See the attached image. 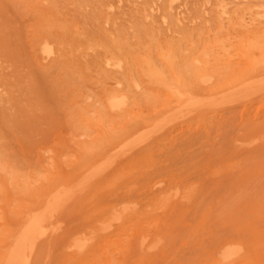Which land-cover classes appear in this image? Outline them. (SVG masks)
<instances>
[{
  "label": "rangeland",
  "instance_id": "obj_1",
  "mask_svg": "<svg viewBox=\"0 0 264 264\" xmlns=\"http://www.w3.org/2000/svg\"><path fill=\"white\" fill-rule=\"evenodd\" d=\"M39 1L0 0V251L9 244L1 237L18 210L33 204L55 180L64 177L58 183L67 185L77 176L74 180L79 184L88 169L99 167L97 178L103 175L96 180V196L85 199L68 217L71 226L96 213L117 217L110 229L100 230L102 247L95 253L96 261L88 264H264V92L243 99L218 90L216 94L217 88L221 90L235 78L264 69V0H105L107 5L103 0ZM56 18L60 20L54 22ZM47 24L48 28L43 27ZM123 36L127 42L117 39ZM45 41L55 45L56 53L45 56L40 51ZM149 48L151 65L146 54ZM109 50H118L114 54L121 55L124 67L105 62ZM89 60L93 63L88 64ZM153 64L154 69L161 67L162 80L150 73L154 76L150 84L147 74ZM128 72L131 80L136 77L135 82L127 78ZM200 73L211 76L210 81L204 83ZM164 75L171 85L184 80L179 87L193 86L201 95L209 93L210 99L215 91L220 102L213 98L214 105L210 102L193 109L184 103L185 107H179L173 88L164 82L163 89L160 83ZM155 77L160 79L158 84ZM109 92L127 93V100L132 101L113 108L107 100ZM135 117L143 119L138 122ZM151 117L159 120L149 123ZM145 129L150 130L149 136ZM106 136L113 137L114 143ZM127 139L136 140L128 145ZM106 157L113 165L106 166L111 163ZM63 221L58 222L59 230L51 225L56 235L51 232L43 241L48 242L39 244L33 264L65 263L54 252H60L54 239L65 231ZM226 241L232 242L230 249L239 247L227 261L218 251Z\"/></svg>",
  "mask_w": 264,
  "mask_h": 264
},
{
  "label": "bare ground",
  "instance_id": "obj_2",
  "mask_svg": "<svg viewBox=\"0 0 264 264\" xmlns=\"http://www.w3.org/2000/svg\"><path fill=\"white\" fill-rule=\"evenodd\" d=\"M39 1V0H38ZM53 1V0H52ZM101 1V0H100ZM99 1V2H100ZM104 2H106L105 0H103ZM102 1V2H103ZM108 1V0H107ZM159 1V0H158ZM162 1V0H161ZM54 2V1H53ZM74 3L76 2V1H73ZM91 1H89V3H90ZM39 3H40V1H39ZM56 3V2H55ZM54 3V4H55ZM53 4V5H54ZM86 4H88L87 2H86ZM92 4V3H91ZM94 4H96V1H95V3ZM99 4H101V2L99 3ZM105 4V3H104ZM109 4H111V3H108V6H110ZM55 5H57V4H55ZM54 5V6H55ZM90 5V4H89ZM106 5H107V2H106ZM5 6V5H4ZM86 6H88V5H86ZM92 6H94V5H92ZM98 6V5H97ZM97 6H95V7H97ZM100 6V5H99ZM102 6L103 5H101V9H102ZM53 7V6H52ZM89 7V6H88ZM94 7V8H95ZM87 8V7H86ZM92 8V7H91ZM93 8V9H94ZM103 8H104V6H103ZM108 8V7H107ZM106 8V9H107ZM97 9H99L98 7H97ZM105 8L103 9V10H106ZM226 9V8H225ZM91 11H92V9H90ZM96 10V9H95ZM103 10H100V13H101V11H103ZM108 10V9H107ZM50 12H51V10H50ZM53 12L54 11H52V16L53 15H55V14H53ZM96 12H98V11H96ZM105 12V11H104ZM107 12V11H106ZM145 13H147V11H144ZM94 13H95V11H94ZM99 13V12H98ZM109 13V12H108ZM260 13H262V12H260ZM48 14H49V12H48ZM259 14V13H258ZM263 14V13H262ZM50 15V14H49ZM92 15H94V14H92ZM98 15V14H97ZM105 15V18H106V14H104ZM264 15V14H263ZM25 16V15H24ZM51 16V17H52ZM54 17V16H53ZM93 17V16H92ZM99 17H101V16H99ZM146 17V16H145ZM144 17V18H145ZM46 18V17H45ZM104 18V17H103ZM50 19L51 18H49V19H45L46 21L47 20H49L50 21ZM53 19V18H52ZM57 19L58 18H56V20H54V22H58L60 19H58V21H57ZM94 19H95V17H94ZM113 19V18H112ZM102 20H105V19H102ZM101 20V21H102ZM114 20V19H113ZM113 20H112V22H113ZM52 21V20H51ZM97 21V20H96ZM106 21V20H105ZM48 22V21H47ZM46 22V23H47ZM53 22V23H54ZM61 22V21H60ZM107 22H108V20H107ZM116 22V21H115ZM50 23V22H49ZM52 23V22H51ZM99 23H100V20H99ZM143 24V23H142ZM141 24V25H142ZM53 25V24H52ZM134 25V24H133ZM48 26V24L46 25V26H43V27H47ZM51 26V25H50ZM134 27V26H133ZM48 28V27H47ZM118 28V29H117ZM121 28V27H120ZM119 27H116V29L118 30L117 32H121V31H119V29H120ZM145 28H147L146 26H145ZM50 29H51V27H50ZM60 29V28H59ZM114 29V28H113ZM123 29V28H122ZM134 29V28H133ZM141 29V28H140ZM148 30V29H147ZM150 30H152V29H150ZM149 30V31H150ZM78 31V30H77ZM77 31H75V32H73L74 34L77 32ZM123 31V30H122ZM135 31V30H134ZM154 31V30H153ZM41 32V31H40ZM86 32H88L87 34H89V31H87L86 30ZM108 32H110V31H108ZM78 33V32H77ZM76 33V34H77ZM104 33H107V32H104ZM115 33V32H114ZM113 33V34H114ZM79 34V33H78ZM109 33H107V35H108ZM120 34V33H119ZM121 34H123L122 32H121ZM120 34V35H121ZM135 34V33H134ZM80 35V34H79ZM84 35V34H83ZM86 35V34H85ZM84 35V36H85ZM90 35V34H89ZM88 35V36H89ZM135 35H137V33L135 34ZM109 36V35H108ZM122 36V35H121ZM75 37V36H74ZM86 37H87V35H86ZM113 37V36H112ZM111 37V38H112ZM120 37V36H119ZM119 37L117 38L118 40H121V39H123L124 38V36L122 37V38H120L119 39ZM125 37H127V35H125ZM260 37V36H259ZM259 37H258V39H259ZM41 38H43V37H41ZM57 38V37H56ZM60 38H62V36L60 37ZM88 39H90L89 37H87ZM87 38H84V39H86L87 40ZM109 38V37H108ZM107 38V39H108ZM110 38V39H111ZM114 38V37H113ZM115 38H116V36H115ZM76 39V38H75ZM78 39H79V37H78ZM110 39L108 40V41H110ZM62 40V39H61ZM79 40H82V39H79ZM79 40H77V41H79ZM86 40H84L85 42L83 43V44H85L87 41ZM113 39H111V41H112ZM124 40H126L125 38H124ZM58 41V40H57ZM56 41V42H57ZM76 41V42H77ZM89 41V40H88ZM91 41V40H90ZM115 41H117V40H114V43H115ZM122 41V40H121ZM120 41V42H121ZM56 42H54V43H56ZM92 42H94V41H92ZM96 42V41H95ZM101 42V41H100ZM120 42L119 41H117L116 43H118V44H120ZM126 42H127V40H126ZM252 42V41H251ZM44 44H43V46H42V50H41V48H40V51H43V53L45 54V56H51L56 50H55V48H54V46L52 45V43L51 42H49V41H45V42H43ZM58 43H59V45H60V42L58 41ZM62 43V42H61ZM66 43V42H65ZM78 43H80V45H81V42H78ZM91 43V42H90ZM89 42H88V44H90ZM108 42H106V44H107ZM112 43V42H111ZM110 43V44H111ZM125 43V42H124ZM255 43V42H254ZM253 43V44H254ZM259 43V42H258ZM63 44V43H62ZM61 44V48L59 49V50H61L62 49V46L64 45H62ZM70 44V45H69ZM82 44V45H83ZM87 44V43H86ZM129 44V43H128ZM170 44V43H169ZM260 44V43H259ZM263 44V43H262ZM65 45H68V46H72L71 45V43H67V44H65ZM77 44H75V46H76ZM79 45V44H78ZM102 45V44H101ZM101 45H99V43H98V46H101ZM107 45H109V44H107ZM117 45V44H116ZM131 45V44H130ZM173 45V44H172ZM74 46V47H75ZM85 46V45H84ZM91 46L93 47L94 45L93 44H91ZM95 46H96V44H95ZM95 46H94V48H95ZM105 47H107L106 45H104ZM104 46H102V48L104 47ZM111 46V45H110ZM110 46L107 48V49H110ZM133 46V45H132ZM166 46V45H165ZM251 46H252V44H251ZM41 47V46H40ZM66 47V46H65ZM64 47V48H65ZM83 47V46H82ZM82 47L80 46V48L82 49ZM90 47V46H89ZM97 47V46H96ZM119 47V46H118ZM117 47V48H118ZM128 47H129V45H128ZM171 47H174V46H171ZM254 47H256V46H254ZM57 48V47H56ZM63 48V49H64ZM69 48V47H68ZM84 48V47H83ZM101 48V47H100ZM114 48H116V47H114ZM113 48V49H114ZM245 48V47H244ZM248 48H249V46H248ZM253 48V47H252ZM77 49V48H76ZM89 49H91V48H89ZM88 49V50H89ZM104 49V48H103ZM107 49H105V51L107 50ZM112 49V48H111ZM119 50H121L120 48H118ZM172 49H174V48H172ZM171 49V50H172ZM263 50H264V48H262ZM58 50V49H57ZM72 50H74V48L72 49ZM92 50V49H91ZM94 51L96 50V49H93ZM116 50V49H115ZM114 50V51H115ZM131 50V49H130ZM147 50H150V48L149 49H147ZM206 50V49H205ZM249 50V49H248ZM252 50V49H251ZM70 51V50H69ZM76 51V50H75ZM78 51V50H77ZM104 51V52H105ZM112 50H109L107 53H105L104 55H106L105 57H106V61L105 62H108L109 64H112V65H114V66H122L123 65V62H122V60L120 59V57L119 56H121L120 54H119V58L116 56V55H118V54H116L117 52H118V50H117V52L115 53V52H111ZM123 51V50H122ZM132 51V50H131ZM60 52V51H59ZM86 52V51H85ZM145 52V51H144ZM148 53L149 52H151V54H148V53H146L147 54V60H148V58H150V57H148V55L150 56V55H152V53H153V51L152 50H150V51H147ZM175 52V51H174ZM207 52V54H208V51H205V53ZM260 52H261V49H260ZM56 53V52H55ZM116 55H115V54ZM124 54H125V51L123 52ZM131 53V52H130ZM133 53V52H132ZM131 53V54H132ZM135 53V52H134ZM137 53V52H136ZM202 53H204V51L202 52ZM204 53V54H205ZM262 53V52H261ZM261 53H260V55H261ZM264 53V52H263ZM262 53V54H263ZM82 54V53H81ZM143 54V53H142ZM141 53H140V55H142ZM174 54V53H173ZM136 55V54H135ZM134 55V56H135ZM163 55V54H162ZM210 55V54H209ZM39 56V55H38ZM144 56V55H143ZM174 56V55H173ZM203 56H205V55H203ZM245 56V55H244ZM105 57H102V58H105ZM126 57V56H125ZM129 56H127V58H128ZM138 57H141V56H138ZM145 57V56H144ZM177 57V56H176ZM207 57V56H206ZM251 58H254L253 57V55H251L250 56ZM259 57V56H258ZM261 57H264V54H263V56H261ZM93 58V57H92ZM99 58H101V57H99ZM137 58V57H136ZM135 58V59H136ZM146 58V57H145ZM152 58V57H151ZM154 58V57H153ZM153 58L151 59V60H153ZM167 58V56L166 57H164V59H166ZM180 58V57H179ZM194 58H197V57H194ZM260 58V57H259ZM141 59V61L143 60L142 59V57L140 58ZM154 59H156V58H154ZM167 59H169V57L167 58ZM181 59V58H180ZM204 59H206V58H204ZM91 60V59H90ZM89 60V62H87L88 64H90L92 61H90ZM101 60V59H100ZM127 60H129V58L127 59ZM138 61H139V59H137ZM137 60H136V62H137ZM145 60V59H144ZM144 60H143V62H144ZM175 61H176V59H174ZM179 60V59H178ZM195 60V59H194ZM203 60V59H202ZM207 60H208V58H207ZM210 60V59H209ZM250 60V59H249ZM254 60V62H256L255 61V58L253 59ZM253 60H251V62L253 61ZM261 60V59H260ZM259 60V61H260ZM88 61V60H87ZM135 61V60H134ZM150 60H148V62H149ZM164 61V60H163ZM165 61H170V60H165ZM181 61V60H180ZM179 61V63H181ZM199 61V60H198ZM264 61V60H263ZM97 62V61H96ZM104 62V61H103ZM135 62V63H136ZM140 62V61H139ZM138 62V63H139ZM143 62H140L141 63V65H142V63ZM147 62V63H148ZM158 62V61H157ZM172 64H173V66H174V62H173V59H172ZM178 62V61H177ZM197 62V61H196ZM199 62H202V61H199ZM250 62V61H249ZM250 62V63H251ZM261 62H262V60H261ZM261 62H258V63H256V64H258V65H260V63ZM93 63V62H92ZM98 63H100V62H98ZM128 63V61H126V64ZM130 63V62H129ZM150 63V62H149ZM192 63V62H191ZM190 63V64H191ZM204 63V62H203ZM264 62H262V64H263ZM97 64V63H96ZM101 64H103L102 62H101ZM132 65H130V69L132 68V66L133 67H135V65H133L134 63L132 62L131 63ZM137 64V63H136ZM144 64H146V63H144ZM143 64V65H144ZM152 64V62L150 63V65ZM167 64H168V62H167ZM170 64V63H169ZM187 64H189V63H187ZM197 64H198V62H197ZM207 65H208V61H207V63H206ZM209 64H210V62H209ZM256 64L254 63V65L256 66ZM85 65H86V63H85ZM95 65V64H94ZM93 65V66H94ZM100 65V64H99ZM98 65V66H99ZM107 65V64H106ZM138 66H139V64H137ZM136 65V66H137ZM141 65H140V67H138L139 69L140 68H143V67H141ZM147 66H148V64H146ZM149 65V72H148V78L150 77L149 76V74L151 73V74H153V75H157V76H159L160 77V75L162 74L161 72H159V70H158V67H160V66H156L157 67V69L155 68L154 69V67H155V65L152 67V66H150ZM158 65H159V63H158ZM161 65V64H160ZM176 65V64H175ZM196 65V64H195ZM90 65H88V66H86V67H89ZM97 66V65H96ZM97 66V67H98ZM102 66V65H101ZM111 66V65H110ZM126 66V65H125ZM171 66V65H170ZM169 66V67H170ZM190 65H188L187 67H189ZM194 66V65H193ZM231 66V65H230ZM85 67V68H86ZM91 67V66H90ZM89 67V68H90ZM95 67V66H94ZM103 67V66H102ZM122 67H124V66H122ZM126 67H128V66H126ZM125 67V68H126ZM163 67V66H162ZM175 67V66H174ZM173 67V68H174ZM196 67H197V65H196ZM199 67V66H198ZM252 67V66H251ZM264 67V66H263ZM96 68V67H95ZM104 69V68H101V67H98V69ZM161 68V67H160ZM190 68V67H189ZM193 68V67H192ZM105 69H107V67L105 66ZM123 69V68H122ZM129 68H127V70H130ZM134 68H132V70H133ZM136 69V68H135ZM144 69V68H143ZM143 69H141V70H143ZM181 69V68H180ZM253 69V68H252ZM257 69H258V67H257ZM90 70H91V68H90ZM93 70H94V68H93ZM96 70V69H95ZM100 70V71H101ZM108 70V69H107ZM132 70L131 71H129V72H132ZM137 70V69H136ZM146 70V69H145ZM145 70H143V72L145 71ZM163 70V69H162ZM171 70V69H170ZM175 70H176V68H175ZM174 70V71H175ZM256 70V69H255ZM15 71V70H14ZM109 71V70H108ZM161 71V70H160ZM165 71V70H164ZM253 71V70H252ZM97 72V71H96ZM99 72V71H98ZM97 72V73H98ZM103 72H104V70H103ZM110 72V71H109ZM129 72L127 73V78L129 77ZM137 72V71H136ZM146 72V71H145ZM163 72V71H162ZM105 73V72H104ZM106 73H107V71H106ZM111 73V72H110ZM110 73H108L109 74V77H110ZM164 73V72H163ZM165 73H166V71H165ZM164 73V74H165ZM173 73V75H174V72H172ZM247 73H251V71H248ZM256 74H251L250 76L249 75H247V76H243L242 77V75H241V77L242 78H240V79H238V78H235V80L234 81H231V83L229 82V84H227V85H225L223 88H221V90H219L220 88H217L216 86H215V88H217L216 89V94H217V92L219 91V92H225L224 94H227V95H230L232 98H241V99H243L242 97H246V96H248L249 97V95H253V94H257V93H261V92H264V69H262V68H260L259 69V71H258V73L257 72H255ZM103 74V73H102ZM112 74V73H111ZM133 74H134V70H133ZM143 74H145V73H143ZM201 74V73H200ZM199 74V75H200ZM101 75V74H100ZM105 75L106 76H108L107 74H103V76L105 77ZM131 75V74H130ZM141 75V74H140ZM147 75H145L146 76V78H147ZM152 75V77L154 78V76ZM167 75V74H166ZM177 75V74H176ZM175 75V76H176ZM209 75H211V74H209ZM135 76V75H134ZM174 76V77H175ZM178 76H180V75H178ZM100 77V76H99ZM101 77H102V75H101ZM103 77V78H104ZM139 77V76H138ZM152 77H150L149 79H150V81H149V79L148 80H146V82L147 81H149L148 83H150V82H152ZM161 77H162V75H161ZM161 77H160V79H161ZM163 77H165V75L163 76ZM200 77H202V79H203V82L204 83H207V81L209 80L210 81V79H211V76H205V75H200ZM236 77H238V76H236ZM103 78H101V79H103ZM106 78V77H105ZM119 79H120V77H118ZM122 78V77H121ZM130 78H133V76H130ZM130 78H128V79H130ZM135 78V81H136V77H134ZM141 78H143V77H141ZM156 78V82H157V84H158V82L159 81H157V80H160V79H157L158 77H155ZM213 78V77H212ZM107 79V78H106ZM165 79V80H164ZM168 79H169V77H168ZM236 79H238V80H236ZM131 80V79H130ZM133 81H134V79H132ZM131 80V81H132ZM162 80V79H161ZM169 80H171V79H169ZM213 80V79H212ZM110 81V80H109ZM134 81V82H135ZM137 81H141L140 80V78L137 80ZM172 81V80H171ZM179 81H180V78H179ZM184 81V80H183ZM183 81L180 83V84H182L183 83ZM206 81V82H205ZM124 82V81H123ZM122 82V83H123ZM127 82V81H126ZM145 82V83H146ZM165 82V84H167L168 86H170L171 88H173V91H174V94H177L178 95V97H179V100H178V103H179V101H180V103H181V105H178V103L177 102H175L179 107H182V106H184L185 107V105H184V103L187 105V107L188 106H190V107H194V108H198L199 106H201V105H204V104H206V103H210V102H212V99L213 98H215L214 97V95L213 94H215V91H212L213 92V94H212V96H210V97H212L211 99L209 98V96H208V94L209 93H207L206 92V95L207 96H204V94H202L201 95V93H199L197 90H195L194 88H193V86L192 87H189V86H187V85H184L183 86V88L180 86H178L179 85V83L177 84V82H176V85L174 86V85H171L170 83L171 82H167L166 81V77L165 78H163V81L162 82H160V83H162V87H163V83ZM212 82V81H211ZM125 83V82H124ZM138 83V82H137ZM140 83V82H139ZM138 83V84H139ZM143 83H144V81H143ZM159 83V84H160ZM186 83H187V81H186ZM29 84V83H28ZM131 84V83H130ZM151 84V83H150ZM152 84H155V80H154V83H152ZM173 84H175V82L173 81ZM126 85H128V82H127V84L125 83V86ZM135 85V84H134ZM156 85V84H155ZM203 85V84H202ZM140 86H142V84L140 83ZM140 86L138 87V85L136 84L135 85V87L137 88H140ZM152 86V85H151ZM201 86V85H200ZM205 86V85H204ZM115 87V86H114ZM116 87H118V86H116ZM115 87V88H116ZM122 87V86H121ZM121 87H119V88H121ZM128 88H129V86H127ZM160 87V86H159ZM212 87H213V85H212ZM221 87V86H220ZM106 88V87H105ZM109 88V87H108ZM112 88V87H111ZM161 88V87H160ZM165 87H163V89H164ZM210 88V87H209ZM208 88V89H209ZM110 89V88H109ZM106 90V89H105ZM105 90H104V92H105ZM128 90V89H127ZM130 90V89H129ZM133 90V89H132ZM135 90V89H134ZM218 90V91H217ZM124 91H126V90H124ZM170 91V90H169ZM13 92H15V91H13ZM127 92V91H126ZM128 92H130V91H128ZM165 92H167V91H165ZM120 93V92H119ZM121 93H123V90L121 89ZM170 93H171V91H170ZM169 93V94H170ZM204 93V92H203ZM108 95L110 94V92L109 93H107ZM106 94V95H107ZM127 94V93H126ZM125 94V95H126ZM129 94V93H128ZM133 94V93H132ZM224 94H220L219 96H221V95H223V99H222V101L224 100ZM108 95L106 96V98L108 97ZM125 95H119V94H110V96H109V98L107 99L109 102L108 103H110V105L111 106H113V108L115 107H118L119 108V106L121 107V106H123L124 104L126 105V102L128 101L127 100V98H126V96ZM176 95V96H177ZM210 95H211V92H210ZM129 96H132V95H129ZM229 96V97H230ZM259 97V95H254V97ZM261 96V95H260ZM134 97V96H133ZM209 98V99H207V98ZM227 97V96H226ZM229 97H227V98H229ZM257 97V98H258ZM262 97V96H261ZM39 98V97H38ZM105 97H103V99H104ZM105 98V99H106ZM129 98V101L131 100L130 99V97H128ZM221 97H219V99H220ZM226 98V99H227ZM104 99V100H105ZM133 100H134V98H133ZM174 100V99H173ZM221 100V99H220ZM229 100H231V98L229 99ZM236 100V99H235ZM246 100V98L244 99V101ZM128 101V103H130ZM132 101V100H131ZM170 101H171V99H170ZM175 101V100H174ZM213 101H217V102H220V101H218V99H216L215 98V100L213 99ZM242 101V100H241ZM173 102V101H172ZM217 102H215V103H217ZM224 102V101H223ZM236 102V101H235ZM105 103H106V101H105ZM128 103H127V105H128ZM174 103V104H175ZM214 102H212V104H213ZM222 103V102H221ZM107 104V103H106ZM165 105H166V103H164ZM173 104V105H174ZM175 104V105H176ZM183 104V105H182ZM131 105V104H130ZM176 105V106H177ZM214 105V104H213ZM110 106V107H111ZM172 106V105H171ZM171 106H169V108L171 107ZM175 106V107H176ZM204 106H208L207 104L206 105H204ZM168 107V106H167ZM166 107V108H167ZM186 107V108H187ZM192 107V108H193ZM109 108V107H108ZM112 108V109H113ZM122 108V107H121ZM126 108V107H125ZM172 108V107H171ZM170 108V109H171ZM183 108V107H182ZM193 108V109H194ZM127 109H128V107H127ZM156 109V108H155ZM164 109V108H163ZM175 109H177V108H175ZM191 109V108H190ZM190 109H187V111L188 110H190ZM195 109V110H196ZM99 110V109H98ZM100 110H102V109H100ZM99 110V111H100ZM123 110V109H122ZM161 110V109H160ZM167 109H165L164 111H166ZM173 110H174V108H173ZM172 110V111H173ZM177 110H180V109H177ZM155 111V110H154ZM156 111H158V110H156ZM163 111V112H164ZM168 111H170V110H168ZM186 111V112H187ZM190 111H192V109L190 110ZM161 112H162V110H161ZM174 112H176V111H174ZM181 112V113H180ZM179 113L180 114H182V113H184V111H180ZM100 113H102L103 114V112H100ZM158 114H161L160 113V111H158L157 112ZM165 113V112H164ZM172 113V112H171ZM157 114V115H158ZM163 114V113H162ZM185 114V113H184ZM179 115V114H178ZM183 115V114H182ZM150 116H152V115H150ZM155 116V115H154ZM160 116H164V114L163 115H160ZM170 116V115H169ZM177 115H175V117H176ZM186 116V115H185ZM157 117V116H156ZM159 117V116H158ZM157 117V118H158ZM166 117V116H165ZM168 117V116H167ZM179 117V116H178ZM141 118V117H140ZM154 118V117H153ZM153 118L151 117L150 119L149 118H146V120L147 119H149V123H150V121L152 122L153 121ZM160 118V117H159ZM174 118V117H173ZM177 118V117H176ZM183 118V117H182ZM135 119H137V120H135V121H138V120H141V119H143V117L141 118V119H138V118H136L135 117ZM152 119V120H151ZM166 119L167 118H165V120L164 121H166ZM170 119V118H169ZM171 119H172V115H171ZM170 119V120H171ZM186 119V118H185ZM185 119H183V120H185ZM145 120V121H146ZM155 120H159V119H156L155 118ZM153 121V122H156V121ZM160 120H162V119H160ZM169 120V121H170ZM133 121V120H132ZM132 121L130 120V123H132ZM163 121V122H164ZM139 122V121H138ZM148 122V121H147ZM162 121H160L159 123H161ZM129 123V122H128ZM129 123V124H130ZM143 123H146V122H143ZM141 124H142V122H141ZM132 126H131V128L133 127V125H134V123L133 124H131ZM137 125V126H136ZM164 125V124H163ZM134 126H136L135 128L138 130L139 129V127H138V124H137V122L135 123V125ZM139 126L141 127V125H140V123H139ZM142 126H144V124L142 125ZM149 126V125H148ZM147 126V127H148ZM152 125H150V127H151ZM161 126V125H160ZM166 126V125H165ZM130 126H128V128H129ZM155 127V126H154ZM168 127V126H167ZM108 128V127H107ZM127 128V129H128ZM131 128H130V131H131ZM146 128V127H145ZM162 128V127H161ZM124 129H126V128H124ZM126 129V130H127ZM135 129V130H136ZM142 129V128H141ZM152 129V128H151ZM155 129V128H154ZM153 129V130H154ZM157 129V128H156ZM129 130V129H128ZM128 130H127V132H128ZM135 130H134V127H133V131L132 132H135ZM146 130V129H145ZM147 131H148V133L150 132V130H146L145 131V135H147V136H149L148 134H147ZM156 130H154V132H155ZM159 131V130H158ZM119 133V132H118ZM118 133H116V135H117V137H118ZM125 133H126V131H125ZM131 133V132H130ZM120 134V133H119ZM142 134H144V133H142L141 132V135ZM154 134V133H153ZM115 135V136H116ZM124 135V134H123ZM122 135V136H123ZM130 135H132V134H130ZM129 135V136H130ZM134 135V134H133ZM129 136L127 137V138H129ZM143 136V135H142ZM107 137V136H106ZM105 137V138H106ZM110 137V136H109ZM126 137V136H125ZM132 137V136H131ZM151 137V136H150ZM108 138V137H107ZM111 138H113V137H111ZM111 138H108L109 140L111 139ZM115 138V137H114ZM119 138H121L120 136H119ZM143 138H144V136H143ZM149 138V137H148ZM147 138V139H148ZM117 139V138H116ZM122 139H125L126 140V138H122ZM140 139H142V137L140 138L139 137V139H134V140H131V141H129L130 139H127L128 140V145H129V143L131 142H135V140L136 141H138V140H140ZM118 140V139H117ZM125 140H124V142H125ZM111 141H113V139H111ZM116 141V140H115ZM144 141H146V140H144ZM112 143V142H111ZM113 143H114V141H113ZM116 143V142H115ZM118 143V142H117ZM130 143V144H131ZM127 144V143H126ZM124 145H125V143H124ZM112 146V145H111ZM119 146V145H118ZM123 146V145H122ZM138 146V145H137ZM124 147V146H123ZM132 148V147H131ZM130 148V149H131ZM111 149V148H110ZM116 149V148H115ZM119 149V148H118ZM118 149H117V151H118ZM124 149V148H123ZM114 150V149H113ZM122 151V150H121ZM120 150H119V152H121ZM106 152H108V151H106ZM106 152H104V154L106 153ZM116 152V151H115ZM118 152V153H119ZM110 153H111V151H110ZM107 154V153H106ZM117 154V153H116ZM102 155H103V153H102ZM102 157V156H101ZM111 157H113V156H111ZM115 157H116V155L114 156V159L112 158V161L114 162V160H115ZM107 158V157H106ZM101 159V158H100ZM110 160V158L108 157L107 158V160ZM105 160V159H104ZM111 161V160H110ZM111 161V163H108V165H106V164H103V166L104 165H106L107 167H109V165L111 166V164L113 165V162ZM99 162H101V161H99ZM102 162H103V160H102ZM101 164V163H100ZM100 164H99V166H100ZM89 165V164H88ZM91 166V165H90ZM98 165H96V166H94V167H97ZM102 166V165H101ZM102 166V167H103ZM93 167V166H92ZM106 167V168H107ZM87 168H88V166H87ZM99 168V167H98ZM97 168V170H99ZM105 167H103V170H104V172H105V170L106 169H104ZM100 169H101V167H100ZM83 170H84V168H83ZM85 170H86V168H85ZM96 170V168H92V169H88V171L85 173V175L84 176H82L83 177V181H81L79 184H77V183H75V178L77 177H75V175L74 176H72V178L73 177H75L74 179H71V183H69V184H67V185H64V184H61V183H58V180H60V181H64V180H61V178L63 179L64 177H61V178H57L58 180H55L56 181V183L55 182H53V184H50L49 186H47V188L45 189V190H43L40 194H39V197L38 198H36L33 202V204H30V205H26L25 207H23V208H21L20 210H18L17 211V213H16V215H15V218H14V221L12 222V223H10V225L5 229L6 231H5V233H3V236L1 237V238H3V239H5V240H7L8 241V246H6L3 250H1L0 251V264H33L32 263V260H33V256H34V254H35V252H36V250H37V248H38V246H39V244L42 242V244L44 243L43 241H44V238H49L50 237V233L52 232V233H55V235H56V232L55 231H57V230H55L56 228L58 229L59 227H60V225L59 224H62V223H60V222H62L63 220L65 221H63L64 222V224H66V227L65 228H63V226H62V228L63 229H65V231L62 233V235H60V236H58V237H56L55 236V239H54V241L56 242L57 241V243H59L58 244V247H59V245H60V247H59V251L60 252H57V251H55L54 250V252L55 253H57L56 255H58V253H60L61 254V256H62V258L64 259V261H65V263L64 264H88V262H90V261H92V260H95L96 261V259H95V256H96V252H97V250L99 249V248H101L102 247V241H103V238H101L100 236H101V232L102 231H100V230H107V229H110V227H112L111 225H112V220H114V219H117V217L115 218H111V217H108V215H106V212L104 213V214H102V213H96V214H92L91 216H89L88 218H84V219H79L78 220V222L76 223V224H74V225H72L71 226V222H70V220H68V217L70 216V214H72L73 212H75L76 210H77V208H79V207H81V206H83L84 204H85V199H88L90 196H96V189H97V184H98V181L96 182V180H98V178L101 176V175H103V174H101L98 178H97V172H99V171H97ZM65 171V170H64ZM101 172V171H100ZM104 172H102V173H104ZM64 173V172H63ZM83 173V172H82ZM64 176V175H63ZM97 178V179H96ZM81 179V178H80ZM59 181V182H60ZM69 181V180H68ZM67 180H66V182H68ZM78 181V180H77ZM55 183V184H54ZM11 194V193H10ZM94 197H92L91 199H93ZM129 202V201H128ZM119 205V204H118ZM117 205V206H118ZM131 208V207H130ZM133 208H134V206H133ZM124 209H125V207H124ZM116 210H117V208H116ZM115 210V211H116ZM128 210H130V209H128ZM79 211V210H78ZM119 211V210H118ZM65 212V213H64ZM63 214H65V216L63 215ZM115 214V213H114ZM122 214V213H121ZM120 214V215H121ZM110 216V215H109ZM116 216V215H115ZM117 216H119V215H117ZM13 218V217H12ZM83 218V217H82ZM121 219V218H120ZM116 221V220H115ZM8 222H10V221H8L7 220V223ZM57 222V223H56ZM58 222H59V224H58ZM99 222H101V225H99ZM54 223H56V224H54ZM9 224V223H8ZM56 225L55 227L53 226V225ZM51 225L55 228H52L51 227ZM57 225H58V227H57ZM65 226V225H64ZM61 229V228H60ZM59 230V229H58ZM62 230V229H61ZM60 230V231H61ZM54 231V232H53ZM100 232V233H99ZM58 234H59V231H58ZM98 236L100 237V239H98ZM54 237V236H53ZM52 237V238H53ZM94 238V242L93 243H91V244H89L90 242H89V240L90 239H93ZM48 240L49 239H47V242H48ZM53 241V242H54ZM46 241H45V243H47ZM51 242L52 241H50L49 243H50V246H51ZM92 242V241H91ZM230 242V241H229ZM228 241H226V242H224L223 244H221V246L218 248V251H221V253H222V255H223V257L224 258H226V261L227 260H230L231 258V255H233L234 253H236V249L237 248H239V247H236L235 246V249L234 248H231L230 249V246L232 245L231 243L232 242H230L229 243ZM44 243V244H45ZM4 244V243H3ZM228 244L230 245L229 247H228ZM238 244V243H237ZM260 244V243H259ZM54 245V244H53ZM52 245V246H53ZM3 246V245H2ZM45 246V245H44ZM48 246H49V244H48ZM51 246V247H52ZM225 246H227V247H225ZM233 247V246H232ZM53 248H54V246H53ZM53 248H51V249H53ZM74 249V250H72L73 252H71L70 250L71 249ZM223 248H225L224 250H223ZM49 249V248H48ZM47 249V250H48ZM70 249V250H69ZM233 249V250H232ZM240 249H242V248H240ZM239 249V252L241 251ZM46 250V251H47ZM132 250V249H131ZM49 251V250H48ZM108 251V250H107ZM242 252V251H241ZM42 253V252H41ZM48 253V252H47ZM51 254L53 253V252H50ZM55 253H53V255L55 254ZM60 254H59V256H60ZM52 255V258L54 257ZM235 255V254H234ZM48 256H50V254H48ZM230 256V257H229ZM236 256V255H235ZM222 257V256H221ZM227 257H229L230 259H227ZM41 258V257H40ZM46 258V257H45ZM57 258V257H56ZM234 258V257H233ZM47 259V258H46ZM46 259H45V261H46ZM55 259V257L53 258V260ZM222 259V258H221ZM52 259H51V261H53ZM48 261V260H47ZM50 261V260H49ZM56 262H57V259L55 260ZM46 263V262H45ZM52 263V262H51ZM50 263V264H51ZM224 263H227V262H225L224 261ZM242 263V262H241ZM53 264V263H52ZM54 264H56V263H54Z\"/></svg>",
  "mask_w": 264,
  "mask_h": 264
}]
</instances>
